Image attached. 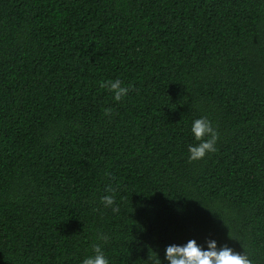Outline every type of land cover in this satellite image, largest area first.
<instances>
[{"label": "trees", "instance_id": "trees-1", "mask_svg": "<svg viewBox=\"0 0 264 264\" xmlns=\"http://www.w3.org/2000/svg\"><path fill=\"white\" fill-rule=\"evenodd\" d=\"M199 116L217 151L189 162ZM209 238L264 264V0H0V264Z\"/></svg>", "mask_w": 264, "mask_h": 264}, {"label": "clouds", "instance_id": "clouds-1", "mask_svg": "<svg viewBox=\"0 0 264 264\" xmlns=\"http://www.w3.org/2000/svg\"><path fill=\"white\" fill-rule=\"evenodd\" d=\"M132 87L131 82L125 83V80L119 76L99 82V88L110 93L115 104L122 103ZM103 115L111 118L113 108L105 107ZM189 133L194 141L186 148L189 162L201 160L206 154L217 151L216 142L219 139V132L207 117L199 116L192 119ZM105 192L108 194L100 197L101 204L104 208H110L113 213H119L116 197L112 194L114 189L109 186L105 188ZM96 239L107 244L110 236L100 232ZM102 243H93L91 254L81 258L79 264H110ZM242 249V252H236L227 245L218 247L217 241L211 238L206 239L203 245L198 244L195 239H189L182 245L173 243L165 246L163 260L156 252L151 250V255H149L148 251L146 262L147 264H255L250 254L244 248Z\"/></svg>", "mask_w": 264, "mask_h": 264}]
</instances>
